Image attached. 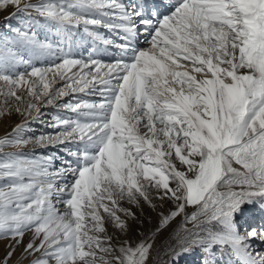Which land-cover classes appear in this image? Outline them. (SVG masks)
Instances as JSON below:
<instances>
[{"label":"snow or ice","instance_id":"1","mask_svg":"<svg viewBox=\"0 0 264 264\" xmlns=\"http://www.w3.org/2000/svg\"><path fill=\"white\" fill-rule=\"evenodd\" d=\"M10 8L0 119L25 122L0 137L4 264L29 233L30 264H264V0H0ZM29 117L54 131L25 138ZM125 203L158 212L135 242L108 231L138 221Z\"/></svg>","mask_w":264,"mask_h":264},{"label":"rangeland","instance_id":"2","mask_svg":"<svg viewBox=\"0 0 264 264\" xmlns=\"http://www.w3.org/2000/svg\"><path fill=\"white\" fill-rule=\"evenodd\" d=\"M12 11V9H8V11L5 12H0V33H5L7 32V22H6V17L9 15V13ZM13 25L16 24V21L13 20L11 21ZM107 35V33H106ZM82 56L86 57L88 53L85 51L81 53ZM105 62L109 61L108 56H104L102 58ZM27 100V97H26ZM0 106L2 105V98H0ZM42 111L46 114L43 119L46 122L51 121V116L54 114H57L54 109L51 107H45L42 109ZM22 122H25V117L19 115L15 111L12 112L11 115H6L2 119H0V137L4 136L6 133L11 132V129ZM54 130L50 127L47 126V123L41 124L38 121L32 120L30 117L28 118L27 122V129L23 133L25 138L28 137H36L39 136L40 134H47L50 132H53ZM6 152H11L15 151V149H5ZM25 153H32L35 151L36 155H47L50 154L51 152L56 151V149H44V148H39L35 147L32 144H29L26 148L23 149ZM2 158V157H0ZM237 166V165H234ZM239 167V166H237ZM158 204L161 203L159 201H156ZM123 206L125 207H132V210L136 212L137 217L139 218L138 221L136 222H131L130 221V231L127 235H122L121 233L118 232V230L114 229L111 226H108V231L110 235H113L114 237H119L121 240L123 239H131L133 242H135L137 239H140L138 233L144 232L145 234H148L151 230H154V228L158 225V212H154L151 209H149L147 206H144L143 212H141L140 209H137L131 205H128L125 203ZM174 208V205L171 202L165 203L163 208H159L158 211H164L167 213L169 209ZM194 209L192 207H189L187 211L191 213ZM256 216H260V212L257 210L255 212ZM183 221V217H177L171 225L163 231L159 237L157 238L156 241V246L160 247L162 243L167 241L169 237L173 234L174 230L178 229L180 224ZM142 222V225H141ZM191 227V225H188ZM30 233L25 236L24 238V244L28 242L30 239ZM12 243L10 240H0V264H4V259L6 256V253L9 251L8 245ZM24 244L20 245V247L16 248L15 254L13 255L12 259L8 262V264H30V261L32 257H29L28 259H24ZM198 258L197 256H193L189 258V264H194V261Z\"/></svg>","mask_w":264,"mask_h":264}]
</instances>
